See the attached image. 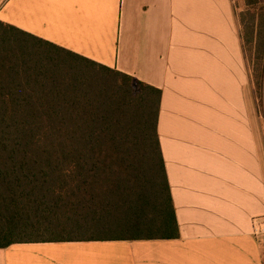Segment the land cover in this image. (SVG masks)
Returning <instances> with one entry per match:
<instances>
[{"label":"crops","instance_id":"crops-1","mask_svg":"<svg viewBox=\"0 0 264 264\" xmlns=\"http://www.w3.org/2000/svg\"><path fill=\"white\" fill-rule=\"evenodd\" d=\"M234 0H0V27L162 91L177 239L17 243L0 264H264V128ZM17 30V32H16Z\"/></svg>","mask_w":264,"mask_h":264},{"label":"trees","instance_id":"trees-1","mask_svg":"<svg viewBox=\"0 0 264 264\" xmlns=\"http://www.w3.org/2000/svg\"><path fill=\"white\" fill-rule=\"evenodd\" d=\"M241 17L260 110L264 19ZM12 33L0 27V249L179 238L158 135L162 91L51 43L17 51Z\"/></svg>","mask_w":264,"mask_h":264},{"label":"rangeland","instance_id":"rangeland-1","mask_svg":"<svg viewBox=\"0 0 264 264\" xmlns=\"http://www.w3.org/2000/svg\"><path fill=\"white\" fill-rule=\"evenodd\" d=\"M237 15L243 28V35H246L244 24L242 23V15H246L249 10L253 13L259 14L260 18L264 19V0H257L254 4L249 5V0H237ZM246 59L249 65L250 74L254 66L255 47L252 44H246ZM259 113L261 115V126L264 128V108L260 106Z\"/></svg>","mask_w":264,"mask_h":264},{"label":"built area","instance_id":"built-area-1","mask_svg":"<svg viewBox=\"0 0 264 264\" xmlns=\"http://www.w3.org/2000/svg\"><path fill=\"white\" fill-rule=\"evenodd\" d=\"M251 235L261 245L264 255V217L253 219Z\"/></svg>","mask_w":264,"mask_h":264}]
</instances>
